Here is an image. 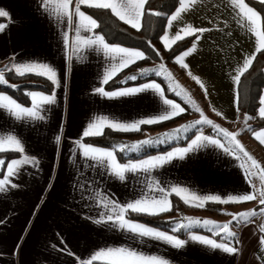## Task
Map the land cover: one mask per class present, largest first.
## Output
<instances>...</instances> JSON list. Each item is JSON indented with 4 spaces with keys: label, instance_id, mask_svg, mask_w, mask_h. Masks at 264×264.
I'll use <instances>...</instances> for the list:
<instances>
[{
    "label": "crops",
    "instance_id": "1",
    "mask_svg": "<svg viewBox=\"0 0 264 264\" xmlns=\"http://www.w3.org/2000/svg\"><path fill=\"white\" fill-rule=\"evenodd\" d=\"M60 2L62 0H56L57 4ZM76 2L77 0H72L69 6V10L73 13H75ZM98 2H111V0H98ZM147 2L148 0H145L143 13ZM245 3L254 8L248 0H245ZM183 4L184 11L171 25L168 21L172 15L176 14V10L170 15L161 40L164 47L169 49L178 42L175 40L177 34L181 35L182 39L194 36L188 48H191L193 44L196 48L190 55L184 57L188 69L182 68L178 63L172 65L162 61L159 64H163L170 72V68L178 71L180 77L173 75L174 79L181 84L185 81L191 87L192 92L189 94L192 100L199 99L200 103L195 101L196 104L200 108L202 106L206 108V113L213 116L210 119L231 132H239L238 139L246 149L249 152L255 150L256 157L262 154L261 159L264 160V145L253 136L252 131L247 130L246 125H250L255 132L264 131V126L253 128L254 118L245 120L246 115L240 112L238 107L239 82L234 80V77L238 75L241 78L246 71L243 73L240 71L245 60L250 56L255 59L258 53L256 49L264 41L256 32H250L237 23L239 9L234 8L232 0H183ZM86 7L89 6L82 4L80 11L96 20L85 10ZM180 7L181 4L178 8ZM0 9L9 14L6 17H0V25H3V29L0 30V71H15L12 68L13 64L43 63L56 70L59 80V86L54 85L51 93L33 91L44 95L55 94V102L45 104L40 109L43 119L28 117L17 119L6 109L0 108V136L15 135L22 141L25 148L24 152H18L20 155L13 159L35 157L38 161V164H21L15 174L9 177L10 183L6 185L5 190L0 191V264H83V261L90 260L97 251L109 248H130L145 255L165 258L169 264H264V243L261 242L264 232L260 231L261 226H264V215L259 213V208L264 206L259 205L258 199L239 203L205 202V206L208 203L222 205V213H209L204 210V207L186 204L180 196L172 194L169 197L172 205L173 197H177L182 202L183 209L176 213H172L171 209L169 212L159 214H167V217L172 219V230L131 219L129 217L131 211L126 213V218L134 222L187 240L188 243L181 248H175L153 238L140 237L120 229L114 223H96L101 214H114L110 201L114 200L117 204L123 205L137 198L159 196V192L155 191L157 186L168 191L174 186H179L187 188L190 193L198 196L219 195L222 199H227L228 196L252 192L253 185L256 189L264 191V183L260 181V174L253 176L249 183L244 168L240 166L244 163L243 160H237L234 156L225 153L222 148L207 142L188 153L184 159H174L161 168L148 172H128L123 181L104 167H90L89 165L94 162L83 157L82 148L77 141L80 144L107 148L84 141L86 138L101 136L85 137L83 135L90 123L96 124L99 117H107L109 120L120 123H132L141 119L154 118L164 107L160 97L151 90L135 95L108 98L98 94L95 91L96 88L112 92L155 81L165 90L167 98L180 103L186 109L183 114L176 116L174 119H178L172 123L162 125L158 129L152 128L142 135L161 137L164 133L177 129L178 123L182 122L184 125L195 121L198 112L194 110L195 116L188 118V122L185 120L189 115L179 118L184 116L191 106L185 104L172 91L168 92L173 93L174 96L168 95L166 91L168 81L163 76H161L162 81L149 79L109 89L108 84L112 80L144 59L136 60L128 67L120 69L107 84L103 83L106 69L117 62L110 61L109 57L95 47L80 45L77 49L75 23L79 18L75 14L73 24L67 25L64 17L45 10L41 0H0ZM143 16L144 14L139 21H134L139 24V28L135 29L142 27ZM116 17L132 27L131 23L126 22L129 19L127 16L125 20ZM255 27L264 36L261 15ZM191 28L208 30L202 34L186 35ZM96 29L87 33L81 32V35L103 36L96 32ZM65 33H67V41ZM198 36L199 39H197ZM105 41L110 45H119L109 43L106 38ZM131 49L142 51L136 48ZM148 68H155V66L141 67L135 74H129L128 77L135 75L138 79L141 76V70ZM38 71L40 70L25 74L37 75ZM192 76L199 77L204 88H201ZM2 93L12 97L8 93ZM262 95H264V89ZM17 102L22 106L32 107V98L28 105L18 100ZM217 112L220 115H217ZM171 120L143 124L140 125V129ZM108 129L114 130L105 126L103 134ZM95 130L93 128V131ZM194 130H198L195 135H199L202 131L206 136L217 137L216 131L211 126L208 129ZM156 132L157 134H154ZM195 135L191 139H194ZM58 136L59 141H57ZM190 141L185 145H178L168 151L148 156L163 155L174 148L187 147ZM6 152L17 151L0 152V159L5 161L2 153ZM116 156L120 163L137 160L121 161L117 153ZM148 156L139 159H146ZM6 164L0 179L7 175ZM3 167L0 166V170ZM252 209H257V215L251 223L246 225L233 223L232 231L237 233L235 239L224 235L216 236L213 231L200 226L194 227L192 232L183 229L173 231L176 224L183 223L188 217L204 219L203 214L208 217L216 214L219 218H223L228 214L232 219V214ZM191 234L204 235L210 239H216L218 243L238 247L239 252L226 253L222 249H214L191 241L189 239ZM118 260L117 256H105L94 261L93 264H117Z\"/></svg>",
    "mask_w": 264,
    "mask_h": 264
},
{
    "label": "snow or ice",
    "instance_id": "2",
    "mask_svg": "<svg viewBox=\"0 0 264 264\" xmlns=\"http://www.w3.org/2000/svg\"><path fill=\"white\" fill-rule=\"evenodd\" d=\"M181 7L176 9V14L172 15L169 19V25L177 19L182 11H184L183 0H179ZM45 10H50L53 14L64 17L65 23L67 25L73 24V15L75 14L79 19L75 23V31L78 38V43L76 45L77 49L80 45L85 47H95L98 51H102L106 57H109L110 61L114 63L109 69H106L103 77V83L107 84L109 80L115 76L116 72L122 68L128 67L130 64L135 63L136 60L144 59V52L138 51L131 48L121 47L119 45H110L105 41L104 36L94 35L87 36L81 35V32L87 33L96 29L98 27L96 20L92 19L91 16H86L84 12L80 11L82 4H87L89 7L111 9L112 12L118 16L121 20H125L126 16L129 18L126 20L127 23H131L132 27L139 28L138 22L143 13V5L145 0H111V2H98V0H77L75 5V13L69 10V6L72 3V0H62L59 4L56 3V0H41ZM234 8H238L237 12V23L241 26L247 28L250 32H256L258 36H261L262 41H264V36L257 30L255 27L257 20L259 19L260 14L252 7H249L245 0H232ZM261 5H264V0H260ZM9 14L0 9V17H6ZM3 29V25H0V30ZM208 29L204 28H191L186 35H193L196 33L202 34ZM181 35L177 34L175 37L176 41L181 40ZM199 39V36L197 37ZM65 40L67 41V33H65ZM166 46L170 47L166 44ZM196 48V45L193 44L191 48H188L180 56L175 57V62L178 63L182 68L188 69V65L184 62V57L190 55ZM264 50V42L261 43V46L256 49L257 52ZM159 55V53H156ZM254 57H248L243 67L240 69L241 73L247 70V68L252 64ZM12 68L19 75H24L25 73L34 72L37 69L40 71L36 72L37 75L45 76L51 82L59 86V80L57 79L56 70L47 65V64H36V63H22V64H13ZM148 72L154 73L156 76H163L168 84V91H172L176 96L180 97L181 100L191 106L193 110L200 113V118L187 123L186 125H181L179 128L173 130L170 133H164L163 139L160 137L144 139L138 141L132 145H120V151H124L126 148L128 151H139L145 146H152L156 143H163L169 139H172L179 132H188L189 129L200 125L211 126L217 133V137L206 136L200 131L199 135H195L194 139H191L187 147L183 148H174L172 151L167 152L163 155L148 156L146 159H137L135 161L129 160L127 163H120L117 160L115 150L107 148H98L93 147L87 144L77 143L82 148V155L86 160L93 161V164H90V167L101 166L109 170L114 176L119 180L123 181L126 178V173L128 172H148L152 169L161 168L165 164L172 162L174 159H184L185 156L200 148L204 145V142L215 145L219 148H222L225 153L234 156L237 160H243L240 166L244 168L245 175L248 178L249 183H251V178L257 174L259 175L260 181L264 183V166H262L259 161L246 149V147L238 139L239 132H231L228 129L216 124L208 118L200 107L192 100L190 94L184 89L179 83L174 79L173 74L168 71L163 64H160L156 68L152 69H143L141 70L140 75H145ZM191 76V72L189 71ZM137 77L135 75L128 77V79L135 80ZM201 88H204L203 83L200 81L199 77L192 76ZM234 80L238 83L240 76L234 77ZM0 83H7L4 80L3 74L0 73ZM175 84V87H173ZM11 87H17L16 85H11ZM179 89V90H178ZM151 90L156 93L162 100L163 109L160 114L154 118L141 119L134 121L132 123H120L116 121L109 120L107 117H99L96 124H89L88 130L83 132L85 137L88 136H99L103 134V127H111L117 131H139L140 125L143 124H156L163 121H168L174 119L176 116L183 114L186 109L181 106L180 103H177L173 99H169L165 95V90L161 87L159 83L155 81L150 83L142 84L139 87H130L125 88L119 91H105L103 88H96L95 91L98 94H102L108 98L120 97L135 95L140 92H145ZM205 94L207 95V90L205 89ZM28 96L32 98V107L22 106L17 100L12 97L5 95L0 92V108L6 109L11 113L12 116L17 119H22L24 117L34 118V119H43V116L40 115V109L45 104H51L55 102V94L44 95L39 92H29ZM39 98V99H37ZM261 107L258 110V116L261 119H264V95L260 98ZM217 115H220L217 112ZM252 119V117L245 116V120ZM248 131L253 132V136L264 145V131L255 132L252 130L250 125H246ZM93 128L96 130L93 131ZM222 138V139H221ZM60 140V137H57V141ZM226 142V143H225ZM5 151H17L24 152L25 148L22 144V141L17 138L15 135L7 134L0 136V152ZM38 164V161L35 157L29 158L24 157L23 159H13L10 163H7L0 159V166L7 167V175L0 179V191H4L6 185L10 183L9 177L15 174L19 169L21 164ZM15 187V185H12ZM155 191L159 192V196H152L150 198L141 197L137 198L132 202L120 205L116 201H110L112 212L114 214L104 213L101 214L100 218L97 219L96 223H114L120 229L127 230L135 235L140 237H148L156 240L163 241L167 244L172 245L175 248H181L185 246L188 241L185 239L179 238L177 235L169 234L165 231H159L156 228L146 226L145 224L134 222L131 219L126 218V213L129 211L137 214L144 215H159L164 212H169L172 209V203L169 197L172 194L180 196L186 204H191L195 207L203 208L205 207V202H218V203H229V202H249L253 200H259V205L264 206V191L256 189L253 185V191L250 193H242L234 196H228L227 199H222L219 195H206L198 196L193 193H190L187 188L174 186L170 191L166 190L163 187L157 186ZM182 193H188V196H182ZM118 209V211H117ZM259 213L264 215V207L259 208ZM257 215V209L242 211L240 213L232 214V220L225 223H217L212 220L199 218L188 217L187 223H178L173 229L174 232L181 229L188 232H192V229L197 226H202L208 228L209 231H213L216 236L224 235L230 239H235L237 233L231 230V225L233 223L237 225H246L251 223L253 218ZM261 232H264V226L260 228ZM189 239L191 241L199 242L203 245L210 246L214 249H222L226 253L237 254L239 248L235 246H228L225 243H218L216 239H210L204 235L191 234ZM261 242L264 243V237H261ZM239 243V241H237ZM105 256H117L119 260L117 264H169V261L165 258L154 256V255H145L141 252L130 248H116V249H107L97 251L90 260L83 261V264H93L94 261L101 259Z\"/></svg>",
    "mask_w": 264,
    "mask_h": 264
},
{
    "label": "trees",
    "instance_id": "3",
    "mask_svg": "<svg viewBox=\"0 0 264 264\" xmlns=\"http://www.w3.org/2000/svg\"><path fill=\"white\" fill-rule=\"evenodd\" d=\"M248 3L252 5L262 16L263 31H264V5H261L260 1L248 0ZM180 5L179 0H148L145 12L143 16L142 27L140 29L132 28L122 21H120L111 10L103 8L86 7L85 10L90 13L98 22L96 32L102 34L106 40L111 44H119L130 48L140 49L144 52L145 58L142 62L134 64L122 74L118 75L112 80L108 87L109 89L119 87L121 85H128L134 83H140L149 79H158L162 81L161 76L155 74L141 75L138 79H128L129 74H135L136 70L141 67L150 66L154 63L166 62L169 64H176L175 57L181 52L186 50L194 40V36L184 38L176 42L171 48L167 49L162 44V35L165 31L167 21L170 15ZM159 53L157 55L156 53ZM4 80L7 83H0V91L10 94L13 98L21 102L22 104H30L31 97L27 95L33 91H43L51 93L54 90V84L48 78L35 75L24 74L19 75L13 70H1ZM16 85L17 87H11ZM264 89V50L257 53L252 65L241 76L238 85L239 100L238 107L240 112L245 115H249L255 120L253 128L264 126V119L258 116V110L261 106L260 98ZM168 92V89H166ZM169 96H174L173 93L168 92ZM191 112L190 109L184 116L186 117ZM178 119V118H177ZM165 122L160 125L144 126L139 131L122 133L108 129L99 137L86 138L84 141L90 144L112 148L118 154L121 161H127L129 159H139L155 153H162L169 149L187 144L190 139L197 133L198 130L192 131L185 139L175 141L165 145H159L158 147H148L147 151L140 154H126L120 151V145H129L132 139H137L145 131L152 128L158 129L162 125L172 123ZM7 163L10 159L18 157V152H6L2 153ZM5 166L0 170V175L3 174ZM172 213H176L183 209L182 202L173 197ZM222 205L218 203H208L204 210L209 213H222ZM167 214L162 215H144L137 213H129L131 219L142 221L148 225L162 228L165 230H172L173 221L167 217ZM107 264V263H96Z\"/></svg>",
    "mask_w": 264,
    "mask_h": 264
},
{
    "label": "rangeland",
    "instance_id": "4",
    "mask_svg": "<svg viewBox=\"0 0 264 264\" xmlns=\"http://www.w3.org/2000/svg\"><path fill=\"white\" fill-rule=\"evenodd\" d=\"M157 65V66H156ZM160 64L159 63H154V64H152V66H155V68L156 67H158ZM148 69H152V68H148ZM170 70H171V72H173V75L175 76V77H180V74L178 73V71H176V70H174V69H172V68H170ZM147 74H154V73H152V72H148ZM168 84H169V82H168ZM179 85H181L184 89H186L187 90V92L188 93H191L192 92V89H191V87L189 86V85H187L186 83H185V81L184 82H182V84H181V82L179 83ZM173 87H175V84H173ZM179 90V89H178ZM198 104L200 103L199 102V99L198 100H195ZM189 108V107H188ZM190 109V108H189ZM202 111H203V113L208 117V118H211V117H213V116H211V115H208L207 113H206V108L204 107V106H202L201 108H200ZM191 110V112H190V114H189V116L186 118V120L185 121H187L188 120V118H193L195 115H194V110H192V108L190 109ZM249 117H251V116H249ZM200 118V113H198V116H196V120L197 119H199ZM251 120H253V119H251ZM188 122V121H187ZM186 123V122H185ZM187 124V123H186ZM186 124H184V125H186ZM182 125V122L181 123H178V128L180 127ZM210 126H208V125H200V126H197V127H194V128H192V129H189V131L188 132H179L178 134H176L172 139H169V140H167L166 142H163V143H156V144H154V145H152V146H145L144 148H142L141 150H139V151H128L127 150V148L123 151V152H125L126 154L128 153V154H131V153H135V154H140V153H143V152H145V151H147V148L148 147H158L159 145H165V144H169V143H172V142H175V141H179V140H181V139H185L187 136H188V134H190L194 129H197V128H200V129H208ZM172 132V131H171ZM170 133V132H169ZM154 134H157V132L156 133H154ZM149 138H156V137H152V136H147V135H141L140 137H138L137 139H132V141H131V143L129 144V146L130 145H132V144H134V143H136V142H138V141H142V140H144V139H149ZM161 139H163V135L160 137ZM119 147V146H118ZM119 149H120V147H119ZM250 153L257 159L258 158V160H259V163L262 165V166H264V160L263 159H261V157H263L262 156V154H258L257 155V157H256V152H255V150H251L250 151ZM203 217H204V219H208V220H212V221H215V222H217V223H225V222H228V221H231L232 219H231V215H228V214H226L223 218H219L216 214L215 215H211L210 217H208L207 215H205V214H203L202 215ZM204 219H201V220H204ZM183 223H187V220L186 221H184ZM200 227H202V226H200ZM231 227V230L234 228V226H233V224L230 226ZM205 229H208V228H205ZM223 235V234H222Z\"/></svg>",
    "mask_w": 264,
    "mask_h": 264
}]
</instances>
